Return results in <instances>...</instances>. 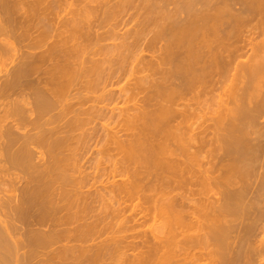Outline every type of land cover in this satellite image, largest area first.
<instances>
[{
  "label": "bare ground",
  "instance_id": "6f19581e",
  "mask_svg": "<svg viewBox=\"0 0 264 264\" xmlns=\"http://www.w3.org/2000/svg\"><path fill=\"white\" fill-rule=\"evenodd\" d=\"M10 56L0 264H264V0H0Z\"/></svg>",
  "mask_w": 264,
  "mask_h": 264
},
{
  "label": "rangeland",
  "instance_id": "374dc122",
  "mask_svg": "<svg viewBox=\"0 0 264 264\" xmlns=\"http://www.w3.org/2000/svg\"><path fill=\"white\" fill-rule=\"evenodd\" d=\"M70 1V0H69ZM64 5V4H63ZM63 5H61V6H63ZM64 7L65 8H63V9H65V12L64 11H62V9L61 10H59L60 11V17H58V19L57 18H55V16H57V15H55V14H57V13H55L54 14V16H53V18H55L54 20L56 21L55 22V26H58V25H56V23H58V20L59 21H61L60 19H62V17L63 16H65L66 14V8H68L67 6H65L64 5ZM70 8V7H69ZM69 8H68V10H69ZM57 11V10H56ZM55 11V12H56ZM62 12V13H61ZM59 13V12H58ZM135 14V15H134ZM63 15V16H62ZM123 16V17H122ZM121 17V20L119 21V19L120 18H118L117 20H112V21H110L111 22V24L112 23H114V24H116L117 25V31L119 32V33H123L126 29H129V28H132L137 22H138V15H136V13H135V10H128V11H126L123 15H122ZM52 17V16H51ZM60 18V19H59ZM53 20V21H54ZM53 23V22H52ZM54 24V23H53ZM113 25V24H112ZM109 27V26H108ZM115 27V26H114ZM98 29V28H97ZM103 30L105 31V30H107V28H103ZM103 30H102V28H101V30H100V27H99V32H103ZM141 54H143L144 56H146V58H149L150 56H151V53L149 52V51H144V52H142ZM14 57L12 56H10V57H4V58H2V59H0V69H2L3 70V72H5V71H7V70H9V69H11V67L12 66H14ZM8 63V64H7ZM137 62H135V64H136ZM5 66V67H4ZM8 66V67H7ZM3 74V73H2ZM136 74H135V72H133L132 73V75H129V76H127V78L125 79V80H123L120 84H118V85H116L115 86V88L116 89H119V88H121V87H123V86H125L126 84H128V83H132V82H134L132 79H134V76H135ZM126 100V96L125 97H122V98H120V99H118L117 101H115V103L113 104V105H118L119 107H121V106H123V101L122 100ZM120 101H122L121 102V104L119 103ZM117 119V118H116ZM111 122L113 121V120H110ZM109 121V122H110ZM110 122V123H111ZM118 122H116V121H114L113 122V124L112 125H110V127H112V126H114L115 124H117ZM115 127V126H114ZM113 128V127H112ZM107 166V165H106ZM102 166H99V168H101ZM104 167V166H103ZM91 170V172L92 171H94V169H90ZM89 170V171H90ZM6 188V187H5ZM133 211V210H132ZM128 212H130L131 214L133 213V212H131V210H129ZM130 213H128L127 215H129ZM148 226V225H147ZM147 228V227H146Z\"/></svg>",
  "mask_w": 264,
  "mask_h": 264
}]
</instances>
